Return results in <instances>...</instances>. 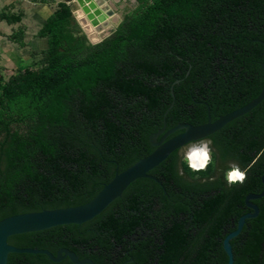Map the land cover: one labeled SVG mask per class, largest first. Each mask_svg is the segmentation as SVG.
Wrapping results in <instances>:
<instances>
[{
	"label": "trees",
	"instance_id": "obj_1",
	"mask_svg": "<svg viewBox=\"0 0 264 264\" xmlns=\"http://www.w3.org/2000/svg\"><path fill=\"white\" fill-rule=\"evenodd\" d=\"M101 42L90 43L62 3L36 33L44 65L1 86L0 220L21 213L82 205L154 148L151 134L207 122L208 108L228 114L258 96L264 61V0H136ZM11 41L25 46L18 31ZM211 163L193 171L174 195L165 168L173 152L132 183L122 197L82 225L15 235L20 248L69 249L94 264H227L223 239L251 212L250 193L264 186V101L211 136ZM226 162L212 179L215 159ZM238 167L243 182L229 184ZM200 174V175H199ZM168 195L173 203L167 202ZM231 241L234 264H264V198ZM192 217V226L185 228ZM8 264L59 263L44 255L10 254Z\"/></svg>",
	"mask_w": 264,
	"mask_h": 264
},
{
	"label": "water",
	"instance_id": "obj_2",
	"mask_svg": "<svg viewBox=\"0 0 264 264\" xmlns=\"http://www.w3.org/2000/svg\"><path fill=\"white\" fill-rule=\"evenodd\" d=\"M261 43L264 46V42ZM261 67L263 78L261 91L257 97L246 105L218 117L215 121L211 120L210 109L208 108V121L206 123L196 126L189 123H180L167 130L166 118L175 101L174 86L180 82V80H176L170 87L172 101L163 113V125L149 137V142L154 150L124 171L119 172L117 170L112 180L105 184L96 196L85 204L53 210L21 213L0 220V264H8L9 255L13 253L44 255L55 263L68 258L73 264H94L91 259H80L75 252L66 248H62L56 254H53L47 249L17 247L9 243V238L15 235L41 232L58 226L87 223L100 215L115 200L122 197L127 188L139 179L152 180L162 188L164 194H167L162 180L153 176L150 172L163 163L173 152L205 141L232 121L245 116L258 107L264 101V61ZM177 132L181 133L169 138ZM207 150L209 151L210 149L207 148ZM262 183L264 186V175L262 176ZM262 198H264V189L260 193H250L245 197V205L251 212L242 215L237 221L236 228L229 232L223 240L227 264H234L231 241L242 232L247 219H253L259 215V208L254 204V201Z\"/></svg>",
	"mask_w": 264,
	"mask_h": 264
},
{
	"label": "rangeland",
	"instance_id": "obj_3",
	"mask_svg": "<svg viewBox=\"0 0 264 264\" xmlns=\"http://www.w3.org/2000/svg\"><path fill=\"white\" fill-rule=\"evenodd\" d=\"M83 0H0V100L1 86L7 80L26 70H36L44 65L41 55H31V42L38 29L58 9L62 3L69 6L72 16L90 43H97L111 35L125 14L135 11L140 5L136 0H100L111 12V20L100 29L93 40L82 27L78 12L79 2ZM23 31L28 47L24 50L11 41V36ZM202 144H205L204 142ZM210 156L211 153L209 152ZM212 158V157H211ZM212 160V159H211ZM210 160V163H211ZM205 171V170H204ZM206 173V171H205ZM200 175V174H199Z\"/></svg>",
	"mask_w": 264,
	"mask_h": 264
},
{
	"label": "bare ground",
	"instance_id": "obj_4",
	"mask_svg": "<svg viewBox=\"0 0 264 264\" xmlns=\"http://www.w3.org/2000/svg\"><path fill=\"white\" fill-rule=\"evenodd\" d=\"M79 8L80 11L77 14L82 27L93 40H96L100 29L107 26L113 17H111V12L100 0H83L79 2ZM188 154L191 155L194 171L205 170L211 160V156L204 145L193 147Z\"/></svg>",
	"mask_w": 264,
	"mask_h": 264
},
{
	"label": "flooded vegetation",
	"instance_id": "obj_5",
	"mask_svg": "<svg viewBox=\"0 0 264 264\" xmlns=\"http://www.w3.org/2000/svg\"><path fill=\"white\" fill-rule=\"evenodd\" d=\"M218 117H220V115L215 114L213 119L211 117V120L215 121ZM207 121H208V119H207ZM171 128H167V130H169ZM180 133L181 132H177V133L171 135L169 138H172L173 136H175L177 134H180ZM203 142L207 145V148L210 149L209 145L211 144V136L209 138H207ZM203 142H200V143H197V144H201ZM188 150H189V148L177 150V152L175 153V158H173V160L165 168V170H167L168 173L173 177L172 180H173L174 185L176 186L175 190H174V195H176V196L181 194V193H179L178 186L176 184H179V182L186 181V180L189 179L184 174L183 169L181 167V164H182L183 160L185 159V156H186V153L188 152ZM209 152H210V150H209ZM213 166H214L213 168L215 169V171H214V175L212 176V179H218L223 174V170H224V168L226 166V162L223 161L221 158L220 159L218 158V159L214 160ZM202 171H204V170H202ZM167 202L168 203H173L174 202L173 201V197L171 195H168ZM191 222H192V217L189 218V222H188L187 225H185V228H190L192 226Z\"/></svg>",
	"mask_w": 264,
	"mask_h": 264
},
{
	"label": "clouds",
	"instance_id": "obj_6",
	"mask_svg": "<svg viewBox=\"0 0 264 264\" xmlns=\"http://www.w3.org/2000/svg\"><path fill=\"white\" fill-rule=\"evenodd\" d=\"M227 182L231 184H235L237 182H243L245 179V173L241 171L238 167H233L227 174H226Z\"/></svg>",
	"mask_w": 264,
	"mask_h": 264
},
{
	"label": "crops",
	"instance_id": "obj_7",
	"mask_svg": "<svg viewBox=\"0 0 264 264\" xmlns=\"http://www.w3.org/2000/svg\"><path fill=\"white\" fill-rule=\"evenodd\" d=\"M41 28V27H40ZM39 28V29H40ZM38 29V30H39ZM38 32V31H37ZM36 32V33H37ZM28 47V42H27V40H26V42H25V46H23L22 47V49H26ZM45 47H46V41L44 40V39H40V38H38V37H34V41H33V43L31 42V47H29L30 48V53H31V55H34L35 56V54L34 53H39L41 50H43V49H45ZM36 55H39V54H36ZM10 79V78H9ZM8 79V80H9ZM7 80V81H8Z\"/></svg>",
	"mask_w": 264,
	"mask_h": 264
},
{
	"label": "built area",
	"instance_id": "obj_8",
	"mask_svg": "<svg viewBox=\"0 0 264 264\" xmlns=\"http://www.w3.org/2000/svg\"><path fill=\"white\" fill-rule=\"evenodd\" d=\"M202 145H204V146L206 147V144H202V143H201V144H193V145H191V146L189 147L188 152L191 151V149H192L193 147H195V146H202ZM188 152L186 153L185 160H186L188 166L194 171V169L192 168L193 161L191 160V155L188 154ZM208 152H209V151H208Z\"/></svg>",
	"mask_w": 264,
	"mask_h": 264
}]
</instances>
